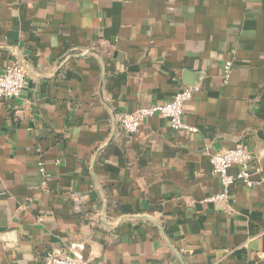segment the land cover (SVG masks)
<instances>
[{"label": "crops", "instance_id": "obj_1", "mask_svg": "<svg viewBox=\"0 0 264 264\" xmlns=\"http://www.w3.org/2000/svg\"><path fill=\"white\" fill-rule=\"evenodd\" d=\"M12 64L26 79L0 99V264H264V0H0ZM185 88L195 133L159 116L121 130ZM236 146L260 186L205 202L210 157Z\"/></svg>", "mask_w": 264, "mask_h": 264}, {"label": "built area", "instance_id": "obj_2", "mask_svg": "<svg viewBox=\"0 0 264 264\" xmlns=\"http://www.w3.org/2000/svg\"><path fill=\"white\" fill-rule=\"evenodd\" d=\"M232 60H226L223 64V76L228 79L231 69ZM25 71L19 64H12L4 71L0 72V99H17L25 84ZM195 93L193 88H185L175 94L170 100L147 105L138 108L131 113H122L119 116V126L128 136H134L139 133L145 120L152 117H162L167 119L172 130H186L195 133L194 127L186 126L183 121L184 104L192 99ZM252 155L242 146H236L231 149L216 152L210 157V173L217 177L220 182L221 191L204 199L205 202L218 203L227 201L233 185L242 183L248 189H254L260 186V180L254 179L250 169ZM39 174L46 176L44 162L40 159L37 163ZM236 167L237 171L231 173L230 169ZM45 264H92L76 258L70 253L51 256Z\"/></svg>", "mask_w": 264, "mask_h": 264}]
</instances>
